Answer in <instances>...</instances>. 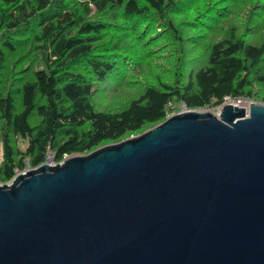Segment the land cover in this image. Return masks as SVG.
Instances as JSON below:
<instances>
[{"label":"trees","instance_id":"16d2710c","mask_svg":"<svg viewBox=\"0 0 264 264\" xmlns=\"http://www.w3.org/2000/svg\"><path fill=\"white\" fill-rule=\"evenodd\" d=\"M227 96L264 102V0H0V179Z\"/></svg>","mask_w":264,"mask_h":264},{"label":"water","instance_id":"95a60500","mask_svg":"<svg viewBox=\"0 0 264 264\" xmlns=\"http://www.w3.org/2000/svg\"><path fill=\"white\" fill-rule=\"evenodd\" d=\"M0 264H264V102L182 109L18 173Z\"/></svg>","mask_w":264,"mask_h":264},{"label":"built area","instance_id":"2783aa9c","mask_svg":"<svg viewBox=\"0 0 264 264\" xmlns=\"http://www.w3.org/2000/svg\"><path fill=\"white\" fill-rule=\"evenodd\" d=\"M250 102H251V100L248 99V98H240V97L227 96V97H225V98L223 99L222 103H221L220 105L216 106V107L214 108V110H212V111H215L216 113H219L220 108H221L222 105L225 104V103H233V104L244 105V106H247V107H248V105H249ZM182 109H183V110H184V109H188V108L185 106L184 103L181 104V108H180V110H182ZM45 162H48V163H50V164H54V163H56V162L53 161L50 157H49ZM31 168H33V167H31V166H29V165L26 166V167L23 168V169L16 168V169H15V174H14V176L17 175L18 173L24 172V171H26V170H28V169H31ZM14 176H13V177H14ZM13 177H12V178H13ZM12 178H11V179H12ZM11 179L8 180V181H2V180L0 179V185L3 184L4 182H10Z\"/></svg>","mask_w":264,"mask_h":264},{"label":"rangeland","instance_id":"374dc122","mask_svg":"<svg viewBox=\"0 0 264 264\" xmlns=\"http://www.w3.org/2000/svg\"><path fill=\"white\" fill-rule=\"evenodd\" d=\"M249 99H250V98H249ZM250 100H251V101L260 102V101H258V100H256V99H253V98H251ZM214 108H215V107H213V108H209V109L214 110ZM49 157L51 158V153L48 154V158H49Z\"/></svg>","mask_w":264,"mask_h":264}]
</instances>
